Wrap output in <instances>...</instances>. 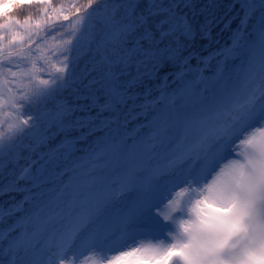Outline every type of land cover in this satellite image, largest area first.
<instances>
[{
    "label": "snow or ice",
    "instance_id": "snow-or-ice-1",
    "mask_svg": "<svg viewBox=\"0 0 264 264\" xmlns=\"http://www.w3.org/2000/svg\"><path fill=\"white\" fill-rule=\"evenodd\" d=\"M213 7L0 0V264H264V0Z\"/></svg>",
    "mask_w": 264,
    "mask_h": 264
},
{
    "label": "trees",
    "instance_id": "trees-1",
    "mask_svg": "<svg viewBox=\"0 0 264 264\" xmlns=\"http://www.w3.org/2000/svg\"><path fill=\"white\" fill-rule=\"evenodd\" d=\"M75 2H77V0H52L53 5L56 7L67 6ZM80 2H82V0H80ZM192 3L195 5V8L191 10L190 15L194 13L197 17V20L202 19V17L199 16L200 9L207 4H212L214 5L213 11L215 12L217 18L221 21L220 24L217 27H214L212 30L211 42L201 40L199 37H197L195 42L190 46L191 51L198 53L199 56L207 57L211 53H217V50L221 49L222 43L228 41L227 38L231 35V31L236 29L240 25V20L243 16V13L239 7L240 0H192ZM233 5H235V7H233ZM3 10L11 11L12 14L19 18L21 21L30 16L32 17L33 24L35 23L36 19L40 15H42L35 7L28 6H23L15 10H12L11 8H6ZM65 14L68 13L66 12ZM72 19L73 17L70 15V21ZM225 22L231 25L230 29L226 27ZM57 23L66 24L68 22L61 20ZM55 26L56 25L53 24V27ZM32 47L35 48V44H33ZM195 63L196 61L194 60L193 64ZM193 71H196V69H193ZM169 91H171V89H169ZM137 122L143 121L137 120L132 124H129L128 132H131L133 130ZM0 131H2L4 134H8L9 130L7 128V125H3L2 127H0ZM121 131L123 132L124 130L121 129ZM72 135H76V133H72ZM60 139L61 138L58 137L52 142V144L55 145L59 143ZM16 198L19 199V196H17ZM4 199L6 200L7 197H5Z\"/></svg>",
    "mask_w": 264,
    "mask_h": 264
},
{
    "label": "rangeland",
    "instance_id": "rangeland-1",
    "mask_svg": "<svg viewBox=\"0 0 264 264\" xmlns=\"http://www.w3.org/2000/svg\"><path fill=\"white\" fill-rule=\"evenodd\" d=\"M212 73H210L208 76H211ZM137 132V131H136ZM141 134H145L147 132V129L145 130H140L139 131ZM136 134H133V136H135ZM235 154H233L234 156ZM155 214V212L153 213ZM159 219V218H158ZM161 223L165 224L168 223L167 221H163L161 219ZM167 237V233L164 232V235L158 237H151V236H144L143 234L141 235L140 239L136 242V246H143V247H148V246H157L158 245V241L159 240H164ZM175 255V254H174ZM100 262V257L98 256H92L91 260L88 261V264H99Z\"/></svg>",
    "mask_w": 264,
    "mask_h": 264
}]
</instances>
